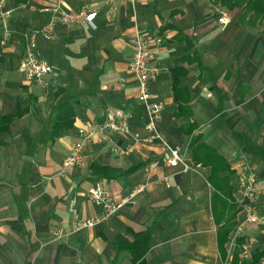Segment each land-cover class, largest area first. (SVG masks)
Here are the masks:
<instances>
[{
    "label": "crops",
    "instance_id": "obj_1",
    "mask_svg": "<svg viewBox=\"0 0 264 264\" xmlns=\"http://www.w3.org/2000/svg\"><path fill=\"white\" fill-rule=\"evenodd\" d=\"M54 2L7 0L11 36L4 44L0 15V264H130L131 252L118 253L115 241L120 235L132 240L130 230L147 228L152 231L148 264H229L234 253L229 256L223 241H229L230 233L219 236L218 228L233 205L239 207L242 158L259 177V221L249 225L245 237L254 256H261L264 23H251L248 15L241 21L242 10L234 8L227 10L231 22L223 24L221 9L208 0H137L114 9L104 0H66L72 10H96V28L85 21L59 23L53 39L39 35L37 52L54 71L38 84L19 68L24 33L49 20ZM137 31L164 37L154 61L161 72L150 87L164 104L159 130L185 153L191 169L166 166L159 141L139 144L121 156L104 141L88 147L87 166L61 175L83 122L130 114L133 129L143 130L145 107L130 67ZM176 66L180 85L186 87L178 98ZM63 104L65 113L74 116L73 127L52 138ZM47 128L49 137L42 140ZM114 140L127 142L118 136ZM167 174L170 186L163 181ZM99 181L118 198L129 197L140 184L146 187L106 222L56 239L59 227L101 213L88 195ZM241 217L239 208L235 225Z\"/></svg>",
    "mask_w": 264,
    "mask_h": 264
},
{
    "label": "built area",
    "instance_id": "obj_2",
    "mask_svg": "<svg viewBox=\"0 0 264 264\" xmlns=\"http://www.w3.org/2000/svg\"><path fill=\"white\" fill-rule=\"evenodd\" d=\"M7 0H0V15L4 23L1 43L4 44L11 36V30L7 25L9 11L4 5ZM137 0H104V2L114 9L117 4L129 3L134 5ZM51 17L38 28L30 29L24 33L25 49L20 61V70L25 73L28 80L38 84H45V77L54 71L53 66L44 58L40 57L38 48V36L51 40L55 37L56 28L59 23L72 25L81 21L87 22L96 28V10H90L84 6L80 10H72L67 6L66 0H55L50 8ZM219 22L227 24L231 22L227 10H221ZM135 52L131 61V70L137 79V98L143 103L146 112V121L143 130H135L132 127L130 114H124L119 118H103L90 122H83L79 127L80 138L73 144L67 156L64 158L60 174L64 175L68 169L84 167L88 164V147L95 143L109 141L115 155L121 156L129 154L139 144H152L159 141L163 146L162 159L166 166L176 168L183 166L182 171L191 169L185 153L175 145H172L167 137L159 130V120L163 114L164 104L160 94L153 91L151 83L157 80L161 67L154 63L160 56L164 44V37L161 34H148L137 31L134 38ZM125 139L126 145L117 144L114 138ZM258 174L247 158H242L239 162L238 176V204L242 217L230 232L228 245L229 256L240 248L241 256L245 264H264V252L258 261H255L253 244L245 237V232L249 225L259 221V214L256 207L258 194ZM163 181L170 186V175L163 177ZM144 184H140L126 198H118L111 195L103 182H97L88 192L90 200L101 207V213L91 218L76 219L69 227H59L55 230V238L61 239L69 237L74 233L94 228L109 220L113 215L123 209L125 204L136 197L145 189ZM242 239V241H240Z\"/></svg>",
    "mask_w": 264,
    "mask_h": 264
},
{
    "label": "trees",
    "instance_id": "obj_3",
    "mask_svg": "<svg viewBox=\"0 0 264 264\" xmlns=\"http://www.w3.org/2000/svg\"><path fill=\"white\" fill-rule=\"evenodd\" d=\"M212 5L219 7L221 10L229 9L232 10L234 8H239L242 10L241 14V21L244 20L245 17H249V21L251 23L259 22L264 23V0H208ZM223 8V9H222ZM250 11H253L249 13ZM240 21V20H239ZM179 69V66H176L173 68V90L175 92V98H178V95L180 96L181 90H183L186 87L181 86L180 84V77L181 72H177L176 70ZM180 89L179 94L177 93V90ZM68 108V106H65L63 104L60 105L58 114L56 115L54 125L52 127V138L59 137L66 133V131L73 127L74 123V116H71L69 114L65 113V108ZM100 170L107 171L110 169L109 167H100ZM136 169V167L132 168ZM237 205H233L232 208V214L230 217L227 218V221L220 225L218 228V233L220 236V232H224V234L229 235L231 232V229L235 225V214L237 211H239L240 207H237ZM131 231V230H130ZM131 235H133V239L129 240L125 236H118L116 241L117 247H118V253H121L125 250H129L131 252V262L130 264H148L145 259V254L148 251L149 247V241L151 239L152 231L150 228H147L146 230L140 231V232H130ZM242 241V239L240 240ZM228 242V239L223 241ZM232 258H230L229 264H244L239 255V251L233 252ZM224 256L226 258V253H224ZM261 256H256L255 261H258Z\"/></svg>",
    "mask_w": 264,
    "mask_h": 264
},
{
    "label": "rangeland",
    "instance_id": "obj_4",
    "mask_svg": "<svg viewBox=\"0 0 264 264\" xmlns=\"http://www.w3.org/2000/svg\"><path fill=\"white\" fill-rule=\"evenodd\" d=\"M223 9V8H222ZM224 10H227V9H225L224 8ZM145 33H148V32H145ZM148 34H152V33H148ZM49 134H50V128H47V129H45L44 131H43V133H42V140L43 139H45V138H47V137H49ZM102 158H100V160H101ZM232 231V230H231ZM229 241H230V235H229ZM229 241H228V245H229Z\"/></svg>",
    "mask_w": 264,
    "mask_h": 264
}]
</instances>
